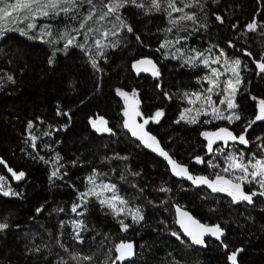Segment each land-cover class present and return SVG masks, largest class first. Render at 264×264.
<instances>
[{"label":"trees","instance_id":"obj_1","mask_svg":"<svg viewBox=\"0 0 264 264\" xmlns=\"http://www.w3.org/2000/svg\"><path fill=\"white\" fill-rule=\"evenodd\" d=\"M86 2L95 8L90 19L102 23L85 36L70 31L74 42L67 50L65 38L0 35V174L10 178L3 190L16 193L0 191V223L9 225L0 230V264H112L113 247L121 240L132 241L136 255L116 264H229L236 249H242L239 264H264V196L233 201L227 192L172 177L162 159L122 129L126 108L120 94L136 93L139 119L191 173L230 179L222 171L230 152L243 154L244 162L264 155V120H255L264 99V73L255 66L258 59L264 62V0H176L184 12H171L168 0H159L160 10L152 0H128L103 21L99 16L110 0ZM184 13L195 19H179ZM253 21L257 28L249 31ZM174 44L185 52H174ZM206 50L241 61L234 100L239 120L184 111L190 107L185 93L203 90L207 71L198 59L188 61ZM139 57L154 60L160 77L135 73L132 62ZM158 110L163 115L152 119ZM98 116L108 120L110 131L94 129L91 121ZM250 120L255 122L248 127ZM220 128L243 134L248 143L215 149L216 143L209 151L202 133ZM9 169L24 175L16 180ZM90 176L115 186L126 201L122 212L113 213L97 196L81 197ZM243 190L262 189L251 182ZM174 204L202 222L219 224L226 231L223 241L206 238L204 247L192 245L174 223ZM132 209L143 219L134 221ZM77 254L92 259H73Z\"/></svg>","mask_w":264,"mask_h":264},{"label":"snow or ice","instance_id":"obj_2","mask_svg":"<svg viewBox=\"0 0 264 264\" xmlns=\"http://www.w3.org/2000/svg\"><path fill=\"white\" fill-rule=\"evenodd\" d=\"M128 0H110L108 5H105V7H107L108 11L103 12L102 15L99 16V20L103 21L107 16L115 13L118 11L119 8L123 7L125 3H127ZM133 3H135V0H132ZM60 3V0H14V2L9 3V0H0V20H4L5 18H11L13 16V13H18L21 10H26L29 13H31L32 17L34 18L35 15L39 14V15H43V16H47L49 14V9L54 10L57 8L58 4ZM68 3H74V0H68ZM152 4L153 7L156 8L157 10H160V3L159 0H152ZM184 7H189V5H185ZM168 8L171 9V12H184V8H178L176 7V0H168ZM61 11L67 13L69 11L68 8H62ZM171 12H169V16H171ZM91 15L89 17H86L85 19H90ZM27 19V17H26ZM117 19H120L117 16ZM179 19L182 20H194L195 16L194 14L190 15L188 13H184L183 16H181ZM217 20H221V17L217 16ZM173 23H175L176 21L173 20ZM27 27L29 29L35 27L34 24L29 23L27 25ZM81 27L83 28L84 25L81 24ZM233 27H235V25H233ZM257 28V24L255 21H253L252 23H249L247 25V29L249 31H254ZM91 31V29H89V32ZM128 31H132L131 28H128ZM4 33V29L0 28V35H3ZM22 34H27L26 32H23ZM73 39H69L67 41V44L65 45V50H67V47L69 45H71L73 43ZM137 39H139V37H137ZM97 44H99V41H97ZM79 47H83V45H78ZM161 47H164V45H161ZM55 55V53H53V56ZM221 55H223V51L221 52ZM250 55V53H249ZM197 57H201L200 62L204 64V66L207 68L209 67V60L206 58H203L202 54L197 52L195 56L190 57L189 59V63L191 64L192 61H195L197 59ZM53 62L52 58L49 59V63L51 64ZM218 61H213V63H217ZM225 63L227 64L228 62L225 61ZM241 64V61L239 59H236L232 62V65L230 67L231 72L233 73V75L236 77L235 82H233L232 79H229L227 81L224 82V88H223V92H224V98L221 99L220 103L227 104L228 109H235L237 107V105L234 103L235 100V96L237 95V87L240 84V78H239V66ZM92 65L93 67H96V62L95 60L92 61ZM138 65H151L153 69H155V65L153 64V62L150 59H143V60H139L137 61L133 67L137 68V71H140L141 69L138 67ZM195 66V65H192ZM256 66L257 68L260 70L261 73H264V62L261 61H256ZM143 70L147 71V68H144ZM153 75H159L158 71H153ZM222 75V73L218 72L217 69L215 68H211L210 70V74L206 75L205 77H203V79L207 80L209 87L206 90L208 93H212L214 91V89L216 87H218L219 85V78ZM7 79L9 81L13 80V77L11 75H9L7 77ZM121 95L125 96L127 98L128 94L127 93H123L120 92ZM135 95V92H133V96ZM192 95H194L197 99L201 98V93H193ZM185 98L188 99V103L192 104L195 101H193L192 99L189 98V94L185 93ZM255 99V98H254ZM204 100L207 104L211 105L212 104V100H211V96H207L204 97ZM127 103V100H126ZM138 103V101L136 102ZM258 114L255 116V120L256 121H261L264 120V99L259 100L258 102ZM185 112H190L191 109H185ZM213 114L215 115V118L217 119H227L230 123L233 120H239L240 116L233 114L231 116H223L222 113L220 112L219 109L213 107L212 109ZM125 116H129V112L126 108L125 110ZM140 115V113L138 111H134V116H138ZM163 113L162 111L158 110L154 117H152V119L158 120L160 116H162ZM181 119H187V117L182 113L181 114ZM98 120L100 121L101 125L106 124V121L103 120V117H98ZM191 123H195L196 120L195 118H192V120L190 121ZM255 121H249L248 123V127H251V125L254 123ZM145 123H148L147 120H145ZM93 127L96 128L97 131H110V129H108L107 127L104 126H98L96 121L92 122ZM124 126L126 128H129L132 131V135L133 136H138L147 146L151 147V144H148V141H152L153 144H156L157 149L159 148L158 143L155 140V137L149 136L148 133L144 132V125L143 124H130L128 120H125V124ZM139 130V131H137ZM245 131H247V128L245 129ZM202 135H204L205 137L208 138V149L209 151L212 150V145L213 143H215L216 140H223L225 142H227L228 140H239L240 143L242 144H247L248 141L246 140L245 136L243 134H241L240 136H235L231 131H229L227 128H220L218 129L216 132H205L202 133ZM145 137H147V139H145ZM159 154L161 156H164L167 160L168 163L172 166V171L176 176H182V177H186L188 180H191L193 184H197V185H204L206 184L209 188L212 189L213 192H227V194L229 196L232 197L233 201H248L249 203L252 202V198L256 195H260V196H264V159H255L254 162L252 160H249L247 163L244 162V157L243 154H241L239 157L233 156V155H229L225 158V162H226V167H224L222 169L223 172L225 173H229L230 171H235V170H239L240 172H242L243 174L240 176H236L234 177V179H227L225 176L219 175L217 174L215 176L214 180H210L208 177L206 176H192L187 167L183 166L181 164H179L178 162H176L175 160H173L168 153L164 152L162 149L159 150ZM197 160V162L201 161L200 157H196L195 158ZM213 167H216L215 165H213ZM249 168H251V171H249ZM9 171L11 172L12 170L9 169ZM13 178L16 180H19L24 173H19L16 174L15 172L12 173ZM57 172H53L52 176H56ZM3 178L0 177V180H2ZM89 183L93 184L94 187L90 188L88 190V192L86 193H82L81 197L83 196H101L103 193L100 192H96L95 188L96 187H100L105 191H113L115 186H110L107 184H101V185H95V176H90L88 178ZM235 181H240L241 183H237ZM251 182H256L260 185V188L262 189L259 192L253 191L250 194H246L243 190V183H251ZM2 190V189H0ZM162 191H167V189H161ZM4 196H9V195H16V193L12 192L11 190L9 191H4L3 192ZM116 201H118L120 204H125L126 201H124L123 199H121L120 197L113 195L110 199H100V204L101 205H107L108 208H110L112 210L113 213L115 214H119L120 212L123 211V209H119L116 206ZM78 205H74L73 206V212L76 211ZM39 211V209L37 210ZM177 213L178 216L180 217H186L188 221H190V223L192 225H195V230H193L192 228H190L189 224L185 223L183 219H178L177 223H179L181 225V227L183 228L185 234H187L188 236H190L192 238V241L195 244H203L204 240L203 237L204 235L207 234H211L212 236H215L217 239H219L221 237V235L223 234V230L217 225V226H212V227H206L202 224H200L198 221H195L192 219V217L187 213V212H183L181 211V209L177 208ZM140 219H143L142 216L139 215V212L137 211L134 215H133V220L138 222ZM121 226H122V230H126L128 225L124 224L123 221H120ZM75 228H80L82 226V223H75L73 225ZM9 227V225L7 223H0V230H4L7 229ZM173 235H176V233H173ZM225 247H227L225 245ZM132 244L131 243H120L117 244L115 246L116 251L119 253V255L116 257V260H124L126 259V257H130L133 255L132 252ZM242 249H236V251L232 252L229 256H228V260L231 262V264H237V254L239 252H241ZM83 259V260H91L92 258L90 256H83V257H79V254H77V256H74L73 259ZM112 264H115V261L112 262Z\"/></svg>","mask_w":264,"mask_h":264},{"label":"rangeland","instance_id":"obj_3","mask_svg":"<svg viewBox=\"0 0 264 264\" xmlns=\"http://www.w3.org/2000/svg\"><path fill=\"white\" fill-rule=\"evenodd\" d=\"M11 2H14V0H9V3ZM63 3L64 4L62 6L58 4L59 6H57V8L54 10L49 9L48 10L49 14L47 16L37 14L33 18L31 13H29L26 10H21L18 13H13V16L11 18H5L4 20H0V28L4 29V33L9 32V31H21V32H26L29 36H33V37L36 34H38L39 36H42L43 39L54 41V42H58L59 40H62L65 38L64 43L67 44V41L69 39H72V37L68 36L70 31L77 30L81 36H85L86 34H88L89 29L91 30L97 29L99 27V24L102 23V22L101 23L97 22V20L95 19L94 20L85 19L86 17H89L90 15L92 16V14H94L95 12V8L92 5H89L86 2V0H74V3H68V0H63ZM62 8H68L69 11L65 13L61 11ZM29 23L34 24L35 27L29 29L27 27ZM81 24L89 25V28L85 30L84 35L81 34V31L83 29L81 27ZM73 42H74V39H73ZM172 50L174 52H179L182 54L183 52H185V50L180 52V50L176 48V44L173 45ZM221 52H222L221 50H218L217 52L216 51L210 52L206 50L205 52L201 53L203 58H206L209 60V67L206 68L207 71L203 77L210 74L211 68L217 69V71L222 73V75L219 78L218 87H216L212 93H208L206 91L209 87V84L207 80L203 79L202 77L203 83H204L203 85L204 89L193 92V93H197V92L201 93V98L197 99L194 95H192L193 93L189 94V98L195 101L192 104L189 103L190 107H188V109H191V111L188 113L191 114L192 116H199L202 114H212L213 118L217 119L215 118V115L213 114V111H212L213 107L219 109L223 116H231L234 114V109H228L227 104L226 103L221 104L220 101L221 99L224 98V95H225L223 92L224 82L229 79H232L233 82H235L236 80V77L233 75V73L230 70L232 62L236 60V58L234 57L231 58L225 55L224 52H223V55H221ZM195 55L196 53L192 54V56H195ZM197 59L200 61L201 57H197ZM213 61H218V62L213 63ZM225 61H227L228 63L226 64ZM201 64L204 65L203 63ZM121 92L128 94L127 98L121 95L125 108L136 109L138 105V103H136L138 101L136 93L133 96V92H129V91H121ZM209 95L211 96V100H212L211 105L207 104L204 100V97H207ZM126 100H127V103H126ZM209 133H212V132H209ZM216 143H218L219 145L215 147ZM234 143H240V142L239 140H235V141L228 140L227 142L223 140H216L215 143H213L212 148L215 147V149L216 148L223 149L225 147H231ZM229 155L238 157L237 153L230 152L227 156ZM252 158H253L252 161L254 162L255 159H264V155L257 156V157L253 156ZM249 171H251V168H249ZM229 173L232 175L230 179H234V177L240 176L243 174L239 170L230 171ZM0 177L3 178L2 180H0V189H2L0 191H4L3 186H6L9 184L10 178L7 177L6 174H0ZM235 182L241 183L240 181H235ZM101 184H107V185L112 186L109 183H101L95 180V185H101ZM93 187L94 185L89 183V189ZM95 191L98 193L100 192L103 193L101 196H99L100 199H110L113 195L118 196L117 193L114 192V190L105 191L100 187H96ZM115 203H116L117 208L124 209V207L121 206V204H119L118 201H116ZM136 212L137 211L134 209H132L131 211L132 215H134Z\"/></svg>","mask_w":264,"mask_h":264},{"label":"water","instance_id":"obj_4","mask_svg":"<svg viewBox=\"0 0 264 264\" xmlns=\"http://www.w3.org/2000/svg\"><path fill=\"white\" fill-rule=\"evenodd\" d=\"M143 59H150V58H148V57H139V58H137V59H135L133 62H132V69H133V71L135 72V73H137V74H149V75H151V76H153V77H156V78H159L160 77V73H159V75H153V71H158V67H157V64H156V62L154 61V60H152V59H150L152 62H153V64L155 65V69H153L152 68V66L151 65H138V67L141 69L140 71H137V68H134L133 67V65L137 62V61H139V60H143ZM256 61H261V62H263L262 61V59H258V60H256ZM256 61H255V66H256ZM144 68H147L148 70L147 71H145V70H143ZM256 69H257V73H261L260 72V70L257 68V66H256ZM159 72V71H158ZM128 110V112H129V116H125V111H124V113H123V118H122V121H121V125H122V129L125 131V132H127L128 134H129V136L132 138V139H134L135 141H137L142 147H144L146 150H148L149 152H151V153H153L154 155H156L157 157H159L160 159H162L165 163H166V165L168 166V169H169V172H170V174L172 175V177H174V178H176V179H179V180H188L186 177H182V176H176L174 173H173V171H172V166L168 163V160L164 157V156H161L160 154H159V150L160 149H162L164 152H166V153H168V155L173 159V160H175L176 162H178L163 146H162V144H161V142H160V140H159V138L155 135V134H153L151 131H149L147 128H146V126H145V124L139 119V116H134V111H136L135 109H127ZM98 117H103V120L104 121H106V124H104V125H101V123H100V121L98 120ZM98 117H94L93 119H92V121H91V123L93 122V121H96V123H97V125L98 126H104V127H107L108 129H109V123H108V120L104 117V116H98ZM125 120H128L129 121V123L130 124H143L144 125V129H143V131L144 132H146V133H148V135L149 136H152V137H155V140H156V142L158 143V145H159V148L157 149V147H156V144H153L152 143V141H148V144H151L152 146L151 147H149V146H147L138 136H133L132 135V131L129 129V128H126L125 126H124V124H125ZM92 126H93V124H92ZM94 129H96V128H94ZM137 131H139V130H137ZM145 139H147V137H145ZM179 164H181V165H183V166H186V165H184V164H182V163H180V162H178ZM187 167V166H186ZM187 169H188V167H187ZM189 171V170H188ZM11 173H12V171H11ZM189 173L192 175V176H194V177H196L193 173H191L190 171H189ZM191 183H192V181L191 180H189ZM173 208H174V223H175V225H176V227L180 230V232H181V234L192 244V245H194V246H196V247H199V248H202V247H204L205 245H206V238H210V239H212V240H215V241H217V242H222L223 241V238L225 237V235H226V231H225V229L224 228H222L219 224H211V223H206V222H202V221H200L198 218H196L188 209H186L185 207H182L181 205H179V204H174L173 205ZM177 208H179V209H181V211H183V212H187L191 217H192V219L193 220H195V221H198L200 224H202V225H204V226H206V227H212V226H219L222 230H223V234L221 235V237L219 238V239H217L215 236H212L211 234H205L204 235V237H203V240H204V243L203 244H195L193 241H192V238L190 237V236H188L187 234H185V232H184V230H183V228L181 227V225L179 224V223H177V220L178 219H183L184 220V222L185 223H187V224H189V226H190V228H192L193 230H195V225H192L191 223H190V221H188L187 220V218L186 217H180V216H178V213H177ZM131 243L132 244V246H133V248H132V252H133V255L132 256H130V257H126V259H124V260H116V257L119 255V253L116 251V249H115V246L117 245V244H120V243ZM224 248H225V245H224ZM113 251H114V254H115V264L116 263H125V262H129V261H131V260H133L134 258H135V255H136V245L132 242V241H130V240H121V241H118L115 245H114V247H113ZM236 251V250H235ZM234 252V251H233ZM232 253V252H231ZM230 253V254H231ZM229 254V255H230ZM228 255V256H229ZM237 258H238V254H237ZM227 260H228V258H227ZM228 262H229V264H231V262L228 260ZM237 264H239L238 263V261H237Z\"/></svg>","mask_w":264,"mask_h":264}]
</instances>
